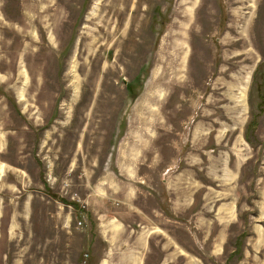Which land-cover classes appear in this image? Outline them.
<instances>
[{"label": "rangeland", "instance_id": "374dc122", "mask_svg": "<svg viewBox=\"0 0 264 264\" xmlns=\"http://www.w3.org/2000/svg\"><path fill=\"white\" fill-rule=\"evenodd\" d=\"M111 221L264 264V0H0V263Z\"/></svg>", "mask_w": 264, "mask_h": 264}, {"label": "crops", "instance_id": "0c3cea01", "mask_svg": "<svg viewBox=\"0 0 264 264\" xmlns=\"http://www.w3.org/2000/svg\"><path fill=\"white\" fill-rule=\"evenodd\" d=\"M123 226L122 222L111 221L105 227L104 252L96 264H202L200 256L183 246L169 229L151 226L139 233L129 229L120 235L116 231ZM7 233L13 234V231Z\"/></svg>", "mask_w": 264, "mask_h": 264}, {"label": "trees", "instance_id": "16d2710c", "mask_svg": "<svg viewBox=\"0 0 264 264\" xmlns=\"http://www.w3.org/2000/svg\"><path fill=\"white\" fill-rule=\"evenodd\" d=\"M262 95V94H261Z\"/></svg>", "mask_w": 264, "mask_h": 264}]
</instances>
